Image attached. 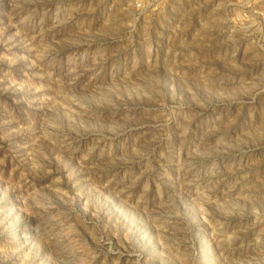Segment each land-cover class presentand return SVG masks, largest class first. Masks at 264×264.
<instances>
[{
	"label": "rangeland",
	"instance_id": "obj_1",
	"mask_svg": "<svg viewBox=\"0 0 264 264\" xmlns=\"http://www.w3.org/2000/svg\"><path fill=\"white\" fill-rule=\"evenodd\" d=\"M0 264H264V0H0Z\"/></svg>",
	"mask_w": 264,
	"mask_h": 264
}]
</instances>
